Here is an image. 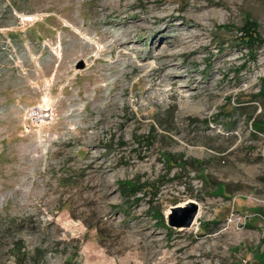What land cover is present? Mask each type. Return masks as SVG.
Returning <instances> with one entry per match:
<instances>
[{
  "label": "rangeland",
  "instance_id": "1",
  "mask_svg": "<svg viewBox=\"0 0 264 264\" xmlns=\"http://www.w3.org/2000/svg\"><path fill=\"white\" fill-rule=\"evenodd\" d=\"M253 119L264 0H0V264L264 260Z\"/></svg>",
  "mask_w": 264,
  "mask_h": 264
},
{
  "label": "water",
  "instance_id": "2",
  "mask_svg": "<svg viewBox=\"0 0 264 264\" xmlns=\"http://www.w3.org/2000/svg\"><path fill=\"white\" fill-rule=\"evenodd\" d=\"M197 214V208L195 205H190L189 210L185 213V218L183 221H178L174 215L168 216V226L170 227H180L187 229L191 226L195 216Z\"/></svg>",
  "mask_w": 264,
  "mask_h": 264
},
{
  "label": "trees",
  "instance_id": "3",
  "mask_svg": "<svg viewBox=\"0 0 264 264\" xmlns=\"http://www.w3.org/2000/svg\"><path fill=\"white\" fill-rule=\"evenodd\" d=\"M252 126L253 129L256 130L257 132H263L264 131V122L262 121H257L255 119L252 120ZM257 264H264L263 259H259L256 261Z\"/></svg>",
  "mask_w": 264,
  "mask_h": 264
},
{
  "label": "built area",
  "instance_id": "4",
  "mask_svg": "<svg viewBox=\"0 0 264 264\" xmlns=\"http://www.w3.org/2000/svg\"><path fill=\"white\" fill-rule=\"evenodd\" d=\"M28 21V20H31V16L29 15L26 19H25V21Z\"/></svg>",
  "mask_w": 264,
  "mask_h": 264
},
{
  "label": "bare ground",
  "instance_id": "5",
  "mask_svg": "<svg viewBox=\"0 0 264 264\" xmlns=\"http://www.w3.org/2000/svg\"><path fill=\"white\" fill-rule=\"evenodd\" d=\"M37 117V116H36Z\"/></svg>",
  "mask_w": 264,
  "mask_h": 264
}]
</instances>
